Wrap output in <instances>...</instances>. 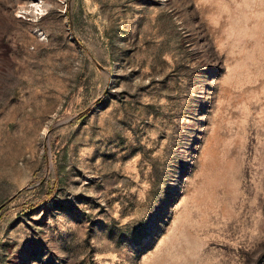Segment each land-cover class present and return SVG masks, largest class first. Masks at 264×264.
Segmentation results:
<instances>
[{"label":"rangeland","instance_id":"obj_1","mask_svg":"<svg viewBox=\"0 0 264 264\" xmlns=\"http://www.w3.org/2000/svg\"><path fill=\"white\" fill-rule=\"evenodd\" d=\"M0 264H264V0H0Z\"/></svg>","mask_w":264,"mask_h":264}]
</instances>
